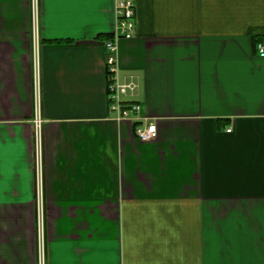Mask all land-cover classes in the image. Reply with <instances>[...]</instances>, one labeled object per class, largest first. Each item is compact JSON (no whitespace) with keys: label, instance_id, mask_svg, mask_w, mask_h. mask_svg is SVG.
Listing matches in <instances>:
<instances>
[{"label":"crops","instance_id":"0c3cea01","mask_svg":"<svg viewBox=\"0 0 264 264\" xmlns=\"http://www.w3.org/2000/svg\"><path fill=\"white\" fill-rule=\"evenodd\" d=\"M135 5L150 141L115 0H0V264H264V0Z\"/></svg>","mask_w":264,"mask_h":264},{"label":"built area","instance_id":"2783aa9c","mask_svg":"<svg viewBox=\"0 0 264 264\" xmlns=\"http://www.w3.org/2000/svg\"><path fill=\"white\" fill-rule=\"evenodd\" d=\"M115 15L117 23L115 35L106 41V47L108 50L107 95L109 100V110L112 118L115 120H131L134 122L135 135L141 141H150L157 135V124L155 122L144 123L136 117V114L140 111V105L138 102L129 101L127 99V97L130 96V90H133V87L129 84L120 82L117 78L118 42L123 38L131 39L135 33V0H115ZM255 49L259 56L264 57V42H257ZM40 138V135H38L36 149V161L39 174L43 171Z\"/></svg>","mask_w":264,"mask_h":264}]
</instances>
